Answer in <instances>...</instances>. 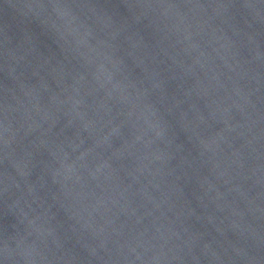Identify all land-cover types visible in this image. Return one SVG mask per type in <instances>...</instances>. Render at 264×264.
I'll return each instance as SVG.
<instances>
[{
	"label": "water",
	"instance_id": "obj_1",
	"mask_svg": "<svg viewBox=\"0 0 264 264\" xmlns=\"http://www.w3.org/2000/svg\"><path fill=\"white\" fill-rule=\"evenodd\" d=\"M0 264H264V0H0Z\"/></svg>",
	"mask_w": 264,
	"mask_h": 264
}]
</instances>
